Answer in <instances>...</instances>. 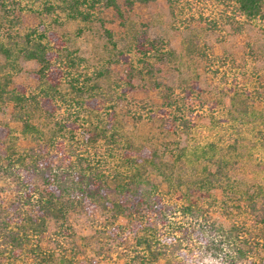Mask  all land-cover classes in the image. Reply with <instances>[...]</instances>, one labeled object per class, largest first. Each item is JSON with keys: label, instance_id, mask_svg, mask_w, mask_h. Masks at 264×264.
<instances>
[{"label": "trees", "instance_id": "trees-1", "mask_svg": "<svg viewBox=\"0 0 264 264\" xmlns=\"http://www.w3.org/2000/svg\"><path fill=\"white\" fill-rule=\"evenodd\" d=\"M45 1L48 12L56 2L84 22L120 11L119 0ZM229 1L249 20L264 18V0ZM0 4L8 39L0 54L13 68L21 59L39 64L36 87L14 88L10 73L0 77V107L30 140L20 145L16 130L0 124V180L15 186L6 203L0 185V264H264V180L243 186L231 173L234 154L201 163L188 147L177 153L170 145H135L120 133L116 112L99 107L104 94L93 90L102 75L82 83L74 73L78 57L45 22L13 37L5 26L12 18L21 23L15 14L22 1ZM133 40L144 57L168 56L145 30ZM258 142L264 147V138ZM80 215L103 222L83 235Z\"/></svg>", "mask_w": 264, "mask_h": 264}, {"label": "rangeland", "instance_id": "rangeland-1", "mask_svg": "<svg viewBox=\"0 0 264 264\" xmlns=\"http://www.w3.org/2000/svg\"><path fill=\"white\" fill-rule=\"evenodd\" d=\"M21 1L23 10L15 14L21 23L12 18L5 28L18 38L45 22L62 35L78 57L75 76L83 83L102 75L93 92L104 94L99 107L104 114L116 112L114 122L125 138L137 146L170 145L177 153L188 147L201 163L234 154L239 163L231 173L243 186L264 180V147L258 142L264 138V18H245L229 0H155L132 8L119 0L120 11L108 9L84 22L68 18L56 2L48 12L45 0ZM142 30L166 58L137 52L133 38ZM0 41H8L4 30ZM38 68L36 61L22 59L13 68L0 54V77L10 73L14 88L36 87L32 73ZM6 123L20 135V145H30L10 109L0 107V124ZM234 144L236 152L230 149ZM186 165L184 171L193 173ZM0 185L11 202L12 180ZM102 222L99 215L75 219L83 235H93Z\"/></svg>", "mask_w": 264, "mask_h": 264}]
</instances>
